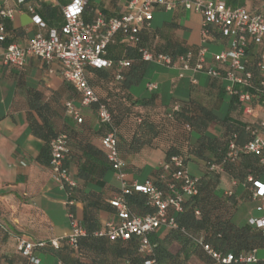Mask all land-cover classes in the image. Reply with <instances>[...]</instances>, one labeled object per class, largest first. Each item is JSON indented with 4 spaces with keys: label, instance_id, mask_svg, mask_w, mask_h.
<instances>
[{
    "label": "crops",
    "instance_id": "obj_1",
    "mask_svg": "<svg viewBox=\"0 0 264 264\" xmlns=\"http://www.w3.org/2000/svg\"><path fill=\"white\" fill-rule=\"evenodd\" d=\"M70 1L29 0L45 23V27L41 28L33 23L25 4L18 5L16 0H0V7L18 9L12 18L0 19L5 24L7 32V38L4 43H0V48L10 42L24 47L36 33L46 35L49 29H60L64 21L62 7ZM172 1L176 3L173 9L157 7L153 11L149 30L141 31V40L155 51L173 54L186 49H196L200 42L201 15L193 10L184 9L180 5L181 0ZM85 2L88 8L101 11L106 17L120 16L126 9L124 0ZM244 6L249 10H264V0H245ZM82 16L88 22L93 14L87 12ZM123 42L124 39L118 35L116 44L110 49V57L119 58L127 55L126 46L129 43L126 45ZM224 45V39L218 36L211 38L205 44L206 61H211L212 53L218 52ZM129 46L133 44L130 43ZM249 57H252L251 52ZM126 58L131 59L130 56ZM51 69L52 71H48L46 65L34 56H27L22 67L3 65L0 62V224L5 229L0 231V264H31L18 253L15 240L17 236L32 242L47 243L45 246L35 247L32 251L33 256L39 260L37 264H69L65 251L58 252L49 245L51 239L60 240L70 231V221L64 203L68 195L51 179L48 156H42V160L37 158L45 140L33 132V126L42 128V121L31 108L30 102L37 98L38 102L47 106L49 115L46 116V120L55 132L60 131L63 125L77 127L74 120L66 116L65 102L71 100L79 106L83 129L78 134L77 141L71 146L73 158L67 162V168L73 177L77 175V156L82 146L79 140L100 148L101 132H98L99 122L94 106L80 105L79 95L61 76L58 61L52 62ZM127 71L128 69L125 73ZM86 73L87 78L93 75L90 68H87ZM179 73L178 68L147 63L141 79L137 83L129 84L127 91L135 99L138 105L136 108L151 114L150 118L154 121H158L164 111L171 108L173 101L193 108L192 114L197 125L192 128L189 141L191 144L197 141L198 145L202 143L203 157L190 154L186 166L192 175L201 177L207 173L206 157L212 154L205 143L207 137L218 139L224 130L221 121L225 119L232 122L241 121L243 118L251 122L264 120V104L257 105L251 116L243 117L236 96L225 91L228 84L226 80L213 81L203 72L185 71L182 77ZM191 75L196 79L195 84L190 81ZM148 83H155L156 88L150 91L147 88ZM152 94H154L152 104L139 106L140 101H147ZM155 111L158 114H154ZM123 124L124 122H121L122 144L129 141L133 133L127 121L126 125ZM178 133V130L169 131L168 134L155 138L152 145L143 146L136 151L122 147L120 152L129 177L138 182L153 177L162 164L169 146L181 145L178 143L181 142ZM80 166L85 168L88 179L84 184L85 180L77 177L80 192L74 204L76 215L85 225L84 204L87 200H95L96 210L89 206L88 213L94 211L97 226L102 227L109 220L118 222L115 209L108 202L119 191V182L114 170L102 168L96 161L87 164L82 162ZM260 180L264 181V175ZM99 181H104V185L99 186ZM216 185L215 192L218 195L231 197L236 202L232 216L235 225H245L250 217L262 215L261 201L252 197L253 187L244 181L222 173ZM90 190L98 192L100 197L89 195ZM157 234L171 254L178 251L179 245L175 241H167L166 227H160ZM255 255L258 259H264V247L257 249ZM180 258L177 264H205L196 253H189L186 258L181 253ZM168 261V258L165 259L164 264Z\"/></svg>",
    "mask_w": 264,
    "mask_h": 264
},
{
    "label": "built area",
    "instance_id": "obj_2",
    "mask_svg": "<svg viewBox=\"0 0 264 264\" xmlns=\"http://www.w3.org/2000/svg\"><path fill=\"white\" fill-rule=\"evenodd\" d=\"M121 1V0H119ZM126 9L120 16L106 17L101 11H96L91 21L82 18L85 0H71L62 7L63 24L59 30L49 29L46 35L38 32L24 47L10 43L0 48V62L3 65L22 67L27 56L40 59L52 71L51 64L58 61L60 73L79 95L81 106L98 103L96 115L101 123H109L110 114L104 103L98 102L97 95L88 83L87 68L110 69L115 68L114 80L120 81L123 73L131 65V60L125 57L108 58L107 47L116 34L131 44L140 40L139 32L149 27L153 11L157 7L171 10L176 6L172 0H124ZM18 5L25 4L31 14V20L39 27L45 23L36 13L34 5L29 0H16ZM180 5L187 10H193L201 15L200 42L195 51L187 50L178 55L167 53H153L148 48L140 46L138 52L142 60L158 66L178 68L179 76L185 71L191 73L203 72L209 77L226 80L225 91L235 95L238 108L243 116H251L255 107L264 104V10H248L245 7H230L223 1L181 0ZM17 8L0 7V19L12 18ZM218 36L225 40V45L218 52L212 53L211 61H206L209 39ZM5 37V29L0 21V41ZM251 52L252 57H249ZM191 83L196 79L190 76ZM147 88L152 91L155 83H148ZM66 114L77 123L82 121L79 106L71 100L64 104ZM178 101H173L171 110H176ZM187 128H189L187 126ZM246 131L250 138L242 145L229 141L227 153L219 164H209V169L221 171L225 162L237 160L242 154H252L258 163L264 166V120L248 125ZM108 162L114 170L119 182V191L108 202L115 209L118 222L106 221L103 227L93 232L95 236H106L109 239L127 240L135 237L137 251L142 255H153L155 244L151 243L150 235L160 227H176L174 214L181 211L182 201L186 197L197 195V177L190 174L179 156L173 155L163 162V169L168 171L169 178L166 189L159 188L152 178L138 182L129 177L125 169V162L117 149L115 132L107 131L100 139ZM50 177L59 187L70 191L76 186V180L65 166L67 154V135L56 134L49 143ZM249 181H253L249 176ZM252 197L261 201L262 215L250 217L248 224L264 233V181H253ZM132 192H140L146 196L147 204L152 212L142 215L132 214L126 196ZM67 216L70 221V231L65 236L70 247L75 248L78 238L85 234V227L75 211V200H65ZM0 227L2 225L0 224ZM16 248L30 262L37 264L38 259L32 251L37 246H43L42 241L32 242L17 236ZM201 241V239H199ZM59 239H51L52 246L59 245ZM203 250L218 263L231 261L255 262V249L246 254L234 256L222 253L207 244H202ZM145 264H156L153 256Z\"/></svg>",
    "mask_w": 264,
    "mask_h": 264
},
{
    "label": "trees",
    "instance_id": "obj_3",
    "mask_svg": "<svg viewBox=\"0 0 264 264\" xmlns=\"http://www.w3.org/2000/svg\"><path fill=\"white\" fill-rule=\"evenodd\" d=\"M224 3L230 7H245V0H225ZM96 11V9L88 8L87 3L85 2L82 14L84 15L87 12L92 13L93 19ZM0 21L2 22V20ZM3 25L5 29V37L3 41H0V43H4L7 38L5 24L3 23ZM143 29L149 30V27L142 28L140 30L139 42L137 44H133V46H129L130 43L126 46L127 55L124 57L126 58L130 56L132 60L130 59L131 65L128 68V71L123 73V77L120 81L116 82L114 80V75L116 73L115 68H90L93 73L91 76L92 83H101L107 81L108 79L115 81H113V84H110L105 89V95L103 97H99L95 93L97 95L98 102L104 103L110 114L109 123H101L98 120V132H101L100 139L107 131L113 130L115 132L117 149L121 155L120 150L124 146L130 151H136L143 146L152 145L155 138L158 136L168 134L169 131L175 132L178 130L179 133L177 136L178 139L181 140V142L179 141L178 143L181 145H170L165 152L163 162L168 161L171 156L176 155L182 159L184 166L187 168L186 165L190 154L203 157L202 143L198 145L197 141L191 144L189 141L192 128L197 125L195 117L192 114L193 108H190L189 106L185 107L181 104V102H178L179 106L176 110H171V108H169L167 111H164L158 121H154L150 118L151 114L142 112L139 108H136L138 105H136L135 99H133L131 93L127 91L129 84L137 83L141 79L145 65L149 63L141 59L138 48L140 46H144L153 53L161 52L151 49L142 42L141 31ZM118 35L120 34L118 33L114 36L113 41L107 47L108 58H112L109 56L110 49H112V47L116 44ZM10 43H6L5 46ZM123 43L127 45V41L124 40ZM187 50L195 51L196 49H186L178 54ZM167 54L174 56L178 55L169 52ZM209 78L213 81H221L217 77ZM36 94H38V92ZM40 96L41 93L39 92V98ZM153 99L154 94H152L147 101H140L139 106L152 104ZM97 105L98 103H93L90 106H94L96 111ZM30 106L35 110L36 114L42 121V128H39V126H33V132L45 140V143L40 150V154L37 157L38 160L40 158L42 160V156L45 155L49 158V143L51 139L58 133H65L67 135L65 166L67 167L68 160L73 158L71 146L74 145V141H77L78 134L81 129H83V119L80 123H77L72 117L66 114L67 117L74 120L77 127H73L72 125H63L60 131L55 132L52 130L51 126L48 125L46 120V116L49 115L47 106L40 103V101L38 102L37 98L30 102ZM153 113L158 114L157 111ZM122 119H125V121H122ZM126 121L129 124V128L133 130V133L131 134L129 141L122 144L120 143V139H122V134L120 132V128L122 127L121 122H124L126 125ZM256 122L257 121H248L245 118L236 122L225 119L221 121L224 130L221 132V135H219V138L212 139L207 137L205 143L208 144L207 148L210 152H212V154L211 156L206 157L207 173L201 177L196 176L198 189L197 195L186 197L182 201L181 211L174 214L176 227H166L168 230L167 241H175L179 245L178 251L175 254H171L164 244L161 243L157 234L158 229L150 235L151 243L155 244L154 253L153 255L147 256L138 253L137 240L135 237H131L127 240H121L109 239L106 236L93 235L94 231L101 228L96 225L94 211L90 214L88 213L90 212V209H88L89 206L92 210H96L95 200H87L84 204L83 220L85 221V225H83L85 227V234L78 238L75 248L68 245L66 237L59 240L60 242L57 247L52 246L50 241L49 245L58 252H61V250L65 251L64 254L68 256L69 264H145L147 259L152 258L151 256L155 259L156 264H164V260L167 258L169 259L167 264H177L179 263V259H181V253H183L184 258H186L189 253H196L199 258L205 262V264H264V259H258L257 257L255 262L249 263L234 260L229 263H218L213 260L202 247V244H207L217 251L222 253H231L234 256H238L240 253L246 254L253 249L256 251L257 249L264 247V233L262 230L252 227L248 224V222L247 224L241 226L235 225L232 222V216L236 209V202L233 201L231 197H224L223 195H218L215 192V188L217 187L216 184H218L222 173L230 175L239 181H244L252 187L253 181L260 180V178L264 175V166L260 165L256 157L252 154H242L235 161L225 162L221 171L209 169V164H219L224 159L227 153L229 141L233 140L237 145H242L246 142L250 138L249 133L246 131V127L248 125L256 124ZM200 123L202 124V122ZM187 126L189 128H187ZM79 143H82V146L77 156L78 169L77 175L74 177L76 180V186L70 191H66L68 198L74 200H76V197L80 192L77 177L84 179V184L88 179L85 173V168L80 166L82 162L87 164L96 161L102 166V168L112 169V166L108 162L101 145L100 148H98L88 142L83 143L79 140ZM249 176L253 181H249L247 179ZM151 178L159 188L166 189L169 173L163 169L161 164L156 170L155 175ZM104 183V181H99L98 185L103 186ZM88 194L94 196L97 195L96 197L98 198L100 197L99 193L96 191L90 190ZM126 199L128 206L134 215H142L153 211V209L147 204L146 196L140 192H132L130 195L126 196ZM98 202L99 201H97V203ZM70 208L74 210V206ZM0 231H5L3 226L0 227ZM199 239H201V241H199ZM43 243V246L47 244L45 242ZM18 253L25 257L29 263L34 264L30 262L28 257L22 255L20 251H18Z\"/></svg>",
    "mask_w": 264,
    "mask_h": 264
},
{
    "label": "rangeland",
    "instance_id": "obj_4",
    "mask_svg": "<svg viewBox=\"0 0 264 264\" xmlns=\"http://www.w3.org/2000/svg\"><path fill=\"white\" fill-rule=\"evenodd\" d=\"M89 79V83L92 86L94 92L99 96V97H103L105 95V89L110 85L113 84L114 80L108 79L107 81L104 82H93L91 81V77L88 78ZM115 82V81H114ZM63 108V106H61Z\"/></svg>",
    "mask_w": 264,
    "mask_h": 264
}]
</instances>
